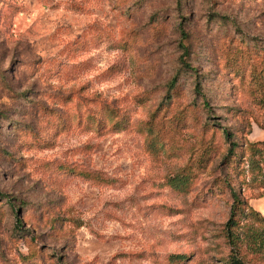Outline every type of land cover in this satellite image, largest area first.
Instances as JSON below:
<instances>
[{
	"label": "rangeland",
	"instance_id": "374dc122",
	"mask_svg": "<svg viewBox=\"0 0 264 264\" xmlns=\"http://www.w3.org/2000/svg\"><path fill=\"white\" fill-rule=\"evenodd\" d=\"M0 264H264V0H0Z\"/></svg>",
	"mask_w": 264,
	"mask_h": 264
},
{
	"label": "trees",
	"instance_id": "16d2710c",
	"mask_svg": "<svg viewBox=\"0 0 264 264\" xmlns=\"http://www.w3.org/2000/svg\"><path fill=\"white\" fill-rule=\"evenodd\" d=\"M180 62H181V65H183V66H189V64L182 58L180 59ZM170 82L172 83L173 79H171ZM195 90L198 91L197 88ZM222 131H223V134L225 135V137L228 140V147L226 149V154L227 155H231L233 150H234V147L237 144V141L234 139L233 133L227 131L226 129H223ZM231 195H232L233 201H232L231 206H230L229 216H228V218L226 220V223H225L227 230H229L226 235H227L228 239H230V240H231L232 236H231V232H230V228L229 227L233 226L235 224L234 211H235L236 208H239V206L241 204L242 205L245 204V202L239 197L237 192L232 191ZM261 195L262 194H258L257 197H260ZM246 208L249 209L253 214H255L257 216L258 215L262 216L260 214V212L257 209L253 208L249 203L246 205Z\"/></svg>",
	"mask_w": 264,
	"mask_h": 264
}]
</instances>
